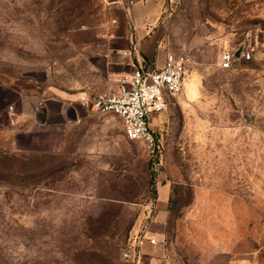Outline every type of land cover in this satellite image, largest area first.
<instances>
[{
  "label": "rangeland",
  "instance_id": "374dc122",
  "mask_svg": "<svg viewBox=\"0 0 264 264\" xmlns=\"http://www.w3.org/2000/svg\"><path fill=\"white\" fill-rule=\"evenodd\" d=\"M117 5L189 58L155 156L114 113H36L97 82ZM263 41L264 0H0V264H125L145 232L143 264H264ZM241 45L260 57L224 65Z\"/></svg>",
  "mask_w": 264,
  "mask_h": 264
},
{
  "label": "built area",
  "instance_id": "2783aa9c",
  "mask_svg": "<svg viewBox=\"0 0 264 264\" xmlns=\"http://www.w3.org/2000/svg\"><path fill=\"white\" fill-rule=\"evenodd\" d=\"M261 44L264 50V41ZM238 48L222 52L221 60L224 65L257 60L260 57L258 48L248 45H243L241 55L236 57L235 51ZM188 62L186 55L168 53L162 67L134 66L132 72L122 79L119 91L97 93L91 105L101 113L118 115L126 137L144 142L151 155L155 156L158 152V142L151 118L166 109L183 91ZM145 233L139 238L134 249L123 252L122 259L125 264H143L141 249L144 241H157Z\"/></svg>",
  "mask_w": 264,
  "mask_h": 264
},
{
  "label": "crops",
  "instance_id": "0c3cea01",
  "mask_svg": "<svg viewBox=\"0 0 264 264\" xmlns=\"http://www.w3.org/2000/svg\"><path fill=\"white\" fill-rule=\"evenodd\" d=\"M147 16V12L141 15L131 7L117 5L102 36L99 57L104 65H96L97 82L90 88L78 89L77 92L59 89L56 96L45 97L39 101L37 115L40 106L46 109L49 123L67 121L72 115L76 119L88 113H96L98 110L91 105L94 96L97 93L119 91L122 79L132 72L134 66L162 67L166 57L157 48L156 36L150 34L146 27ZM170 192L169 183L159 187L160 207L167 206Z\"/></svg>",
  "mask_w": 264,
  "mask_h": 264
},
{
  "label": "water",
  "instance_id": "95a60500",
  "mask_svg": "<svg viewBox=\"0 0 264 264\" xmlns=\"http://www.w3.org/2000/svg\"><path fill=\"white\" fill-rule=\"evenodd\" d=\"M243 45H241L236 51H235V56L239 57L241 55ZM46 109L43 106H40L38 109V116L40 120L45 121L46 120ZM74 119V118H73Z\"/></svg>",
  "mask_w": 264,
  "mask_h": 264
}]
</instances>
